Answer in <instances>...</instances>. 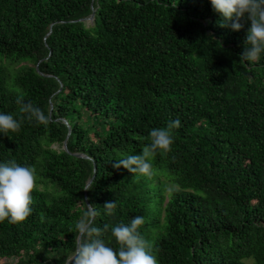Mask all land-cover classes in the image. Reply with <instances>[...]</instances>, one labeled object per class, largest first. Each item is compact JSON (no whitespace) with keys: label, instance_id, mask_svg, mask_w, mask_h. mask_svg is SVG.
Segmentation results:
<instances>
[{"label":"trees","instance_id":"trees-1","mask_svg":"<svg viewBox=\"0 0 264 264\" xmlns=\"http://www.w3.org/2000/svg\"><path fill=\"white\" fill-rule=\"evenodd\" d=\"M222 22L210 0H0V111L22 120L0 162L36 170L32 214L0 222V264H67L88 204L117 250L111 229L143 216L158 264H264V58L241 59L251 21ZM176 119L153 175L114 167Z\"/></svg>","mask_w":264,"mask_h":264},{"label":"clouds","instance_id":"clouds-1","mask_svg":"<svg viewBox=\"0 0 264 264\" xmlns=\"http://www.w3.org/2000/svg\"><path fill=\"white\" fill-rule=\"evenodd\" d=\"M214 10L221 15L222 27L240 31L242 20L251 21V27L245 39V48L241 59L254 64L264 58V0H210ZM16 103L20 111L26 113V119L47 124L49 118L44 111L32 103H25L18 96ZM22 120L12 113L0 111V135L19 132ZM181 127L179 119L170 121L166 127L151 129V143L143 148L140 155L130 154L118 160L114 167H123L134 174L153 175L150 156L159 152L168 153L174 143V129ZM36 170L31 166L20 165L15 161L0 162V222H24L32 214L33 192L36 187ZM111 216L117 208V202H107L104 206ZM96 211L88 204L84 217L76 223L78 243L71 264H158L152 246L139 228L144 223L143 216L132 218L128 224H120L111 229L112 235L120 245L115 249L102 238L104 228L95 226Z\"/></svg>","mask_w":264,"mask_h":264},{"label":"water","instance_id":"water-1","mask_svg":"<svg viewBox=\"0 0 264 264\" xmlns=\"http://www.w3.org/2000/svg\"><path fill=\"white\" fill-rule=\"evenodd\" d=\"M81 20H87V21H92V22H93V21L95 20V14H93L90 18L81 19ZM64 148H65L66 150L69 151L68 146H67V143H65ZM80 156H85V157H87V156L84 155V154H80ZM96 170H97V169L95 168V171H96ZM93 179H94V177H93L92 179L89 180L86 189L91 185V183L93 182ZM86 199H87V201H88L87 194H86ZM72 259H73V257H72L71 259H69V261H68L67 264H69V263L72 261Z\"/></svg>","mask_w":264,"mask_h":264},{"label":"rangeland","instance_id":"rangeland-1","mask_svg":"<svg viewBox=\"0 0 264 264\" xmlns=\"http://www.w3.org/2000/svg\"><path fill=\"white\" fill-rule=\"evenodd\" d=\"M89 23H91V24H92V21H89ZM56 147H58V145H56Z\"/></svg>","mask_w":264,"mask_h":264}]
</instances>
